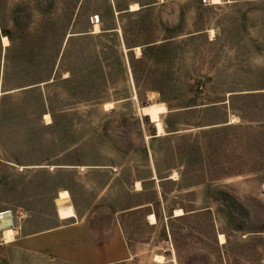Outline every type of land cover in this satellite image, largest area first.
I'll use <instances>...</instances> for the list:
<instances>
[{"label": "rangeland", "instance_id": "1", "mask_svg": "<svg viewBox=\"0 0 264 264\" xmlns=\"http://www.w3.org/2000/svg\"><path fill=\"white\" fill-rule=\"evenodd\" d=\"M157 1L146 26L175 38L137 88L121 23L146 14H119L121 0H0V211L18 228L11 242L0 231V264H81L65 255L76 232L48 233L78 222L98 240L120 224L131 256L117 264H264V0ZM97 15L118 32H96ZM70 33L75 77L48 83L69 75L57 68ZM98 73L109 82L95 92ZM144 102L165 103L164 133ZM63 189L77 216L61 222Z\"/></svg>", "mask_w": 264, "mask_h": 264}, {"label": "trees", "instance_id": "2", "mask_svg": "<svg viewBox=\"0 0 264 264\" xmlns=\"http://www.w3.org/2000/svg\"><path fill=\"white\" fill-rule=\"evenodd\" d=\"M45 1V0H43ZM121 4L118 5L117 4V8L119 9V14H125L128 15L130 17H133L137 14H146L144 16V18H141L139 21H132L130 20L129 23L125 24V23H121V29L123 31V42L125 44V46L129 49L128 52L131 56H129V64L133 73V77L135 79V82L137 84V88H140V84L144 81V79H146L148 77V71H149V67H151L150 65L153 62H157L159 59V55L165 53V49H168V51L170 50V47L172 45V39L175 38V36H168V37H161L159 38L158 35H154L153 33H151L152 31L150 29L147 28V17H148V22L150 21V23L154 26H156V22H155V17H153V10L155 9L154 6L156 5H160L163 6L165 4V2L160 3V4H155L158 1L157 0H150V2L148 3H144L141 1H136L139 4V8L136 10H131L130 7L128 5H125V1L121 0ZM135 2V3H136ZM124 4V5H123ZM155 4V5H154ZM99 16V15H98ZM99 21H100V16H99ZM163 27H166L165 24H162ZM110 32H107V30L105 28H103L101 30V36L103 34L106 33H111V34H107V35H112L115 34V32H118V27L117 25L115 27H111L110 28ZM106 30V31H105ZM67 35V34H66ZM86 35V34H85ZM106 35V36H107ZM78 36H83V35H78ZM105 36V37H106ZM74 37H77V35H75V33H70V35L67 38L66 41V46L64 48V50L60 54V62L57 68V71H63V70H67L69 71V75L66 76L65 78H62V74L60 73L59 77H55L54 80L52 82H48V83H54L55 81H60V80H64V81H72L73 77H75L74 72L71 69V61H70V52L71 51V47L70 45L72 44V40L74 39ZM139 40V41H137ZM137 42H140L141 46H143L142 49V53L139 57H135V55H133L132 53V47L137 46V45H132V44H136ZM122 45V41H118V43L116 44V46H120ZM120 63H121V72L122 75L126 76L125 73V67H124V63L122 60V57H120ZM122 76V78H123ZM45 78V77H42ZM49 80V79H48ZM41 82H45V80L40 79L38 80L37 84L40 85ZM109 82L108 78L102 74H96L95 75V79L93 81V83L96 85V89H94L95 92H99L102 90V88H98V86H105L107 83ZM38 85V86H39ZM140 90V89H139ZM97 94H101V93H97ZM127 95V90L126 89H121L118 88L116 91V97H122ZM103 99L100 95H95V97H92L91 100H101ZM190 106H196V104H192ZM170 111L173 110V107L170 106L169 107ZM50 113L53 115V117L55 116L54 110L50 111ZM186 163L188 162V158L185 159ZM185 163V164H186ZM157 173L158 176L163 179L165 178V176H162L163 171H161V169L157 168ZM152 202L148 201V202H144L141 204H137L134 207H130L127 208L125 212L128 211H133V210H139L142 208H147L149 206H151ZM134 208V209H133ZM184 214H182V216H185L188 213V210L186 208L183 207ZM118 210H116V208H114V212H117ZM124 212V213H125ZM154 213L156 215V217L158 218L159 215L156 211L153 210H149L148 215ZM238 231H243L244 229L242 227H239L237 229ZM226 238H227V242L229 241L230 238V234L228 231H224Z\"/></svg>", "mask_w": 264, "mask_h": 264}, {"label": "crops", "instance_id": "3", "mask_svg": "<svg viewBox=\"0 0 264 264\" xmlns=\"http://www.w3.org/2000/svg\"><path fill=\"white\" fill-rule=\"evenodd\" d=\"M60 220L64 221V219ZM79 223L60 224L48 232H76L77 236L65 241V243L75 242L74 248L70 252H65L67 259L81 264H117L130 258L129 246L119 223L118 226L113 224V227L105 233L106 238L102 240L91 239L92 235L94 236L91 228L86 223Z\"/></svg>", "mask_w": 264, "mask_h": 264}, {"label": "bare ground", "instance_id": "4", "mask_svg": "<svg viewBox=\"0 0 264 264\" xmlns=\"http://www.w3.org/2000/svg\"><path fill=\"white\" fill-rule=\"evenodd\" d=\"M213 2L219 3V2H221V0H213ZM138 8H139V4L137 2L133 3L131 5L132 10H136ZM95 31L96 32L101 31L99 23L98 24L96 23ZM3 42H4V45L10 44V40L7 36H3ZM104 107H105V109H108V110L112 109L114 107V103L113 102H107V103H105ZM167 110L168 109H167L164 102L150 103L149 105L143 106V108H142L143 113L145 115H148L149 118L151 119V121L155 123L159 135L165 132L164 131V125H163V122L161 120V115L164 114ZM45 119L47 120V122H50L51 121L50 115L46 114ZM137 185H138V188H142V186H141L142 184L140 181L138 182ZM263 189H264V185H263ZM69 197H70V193L68 190L63 189V190L59 191V200L61 202V205L58 207V215H59L60 219H64V220L68 219V218L71 219V217L77 216L73 205L63 204L64 202H67V200H69ZM182 214H184V210L182 208H177L175 210V215L180 216ZM148 219L150 220V223H152V224L157 223V217L154 213L149 214ZM2 233H3L4 239L6 240V242H11L15 239V233L16 232L12 227L5 228ZM219 237H220L221 242H224L226 240L224 233H220ZM164 258L165 257L163 255H159V254L155 255V257H154V259L158 262H163Z\"/></svg>", "mask_w": 264, "mask_h": 264}, {"label": "built area", "instance_id": "5", "mask_svg": "<svg viewBox=\"0 0 264 264\" xmlns=\"http://www.w3.org/2000/svg\"><path fill=\"white\" fill-rule=\"evenodd\" d=\"M93 23H96L99 21V16L97 15L96 20L94 18L92 19ZM23 216V214H21ZM16 219L15 215L11 210H2L0 211V231H4L7 227H12L14 230L18 229L16 225ZM5 240V239H4Z\"/></svg>", "mask_w": 264, "mask_h": 264}, {"label": "water", "instance_id": "6", "mask_svg": "<svg viewBox=\"0 0 264 264\" xmlns=\"http://www.w3.org/2000/svg\"><path fill=\"white\" fill-rule=\"evenodd\" d=\"M149 104H150L149 102H144V103H143V106H146V105H149ZM146 117L149 118L148 115H146Z\"/></svg>", "mask_w": 264, "mask_h": 264}]
</instances>
